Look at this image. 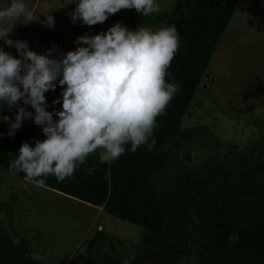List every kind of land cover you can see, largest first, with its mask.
<instances>
[{
    "label": "trees",
    "instance_id": "1",
    "mask_svg": "<svg viewBox=\"0 0 264 264\" xmlns=\"http://www.w3.org/2000/svg\"><path fill=\"white\" fill-rule=\"evenodd\" d=\"M238 1L174 0L169 10L147 17L123 9L131 25L176 29L181 43L166 81L180 90L156 119L151 151L146 144L112 163L94 155L73 179L57 182L49 175L41 184L140 227L137 252L128 259L110 256L121 241L96 230L82 264H169L194 251V264H264V138L231 159L225 154L221 165L202 170L201 177L177 180L167 192L157 190L152 179L163 169L159 150L166 141L195 131L179 124ZM8 132V122L0 118V171L26 179L23 172L10 171V163L22 142L34 146L45 136L34 122L31 130ZM89 168H94L90 174ZM30 254L23 238L13 242L0 231V264H40Z\"/></svg>",
    "mask_w": 264,
    "mask_h": 264
},
{
    "label": "rangeland",
    "instance_id": "2",
    "mask_svg": "<svg viewBox=\"0 0 264 264\" xmlns=\"http://www.w3.org/2000/svg\"><path fill=\"white\" fill-rule=\"evenodd\" d=\"M173 1L157 0L160 12L169 10ZM10 2L0 0V9ZM24 2L33 13V21L18 24L11 38L27 41L37 54L52 48L57 49L54 57L58 52L73 51L78 36L106 32L117 22L132 31L139 27L153 32L161 29L157 24L131 25L123 9L103 24L88 26L70 19L69 13L76 6L74 0ZM48 14L54 17V27L43 24ZM0 47L18 58L14 47L2 40ZM61 92L57 85L55 91L45 93L47 111L61 110V103L53 105V101L62 99ZM24 107L34 111L30 106ZM15 112L16 108L4 107L0 118L9 116L14 121ZM33 122L26 119L21 128L31 130ZM179 128L195 131L186 139L169 138L159 150L163 169L152 179L160 192L174 188L183 177H201L202 170L221 165L225 154L231 159L264 138V0H239L236 4ZM96 230L113 241H121L110 256L128 259L137 252L133 245L139 240L140 227L111 216L100 207L0 171V231L13 242L23 238L36 262L82 264L87 243ZM195 256L194 251L174 257L169 264H194Z\"/></svg>",
    "mask_w": 264,
    "mask_h": 264
},
{
    "label": "clouds",
    "instance_id": "3",
    "mask_svg": "<svg viewBox=\"0 0 264 264\" xmlns=\"http://www.w3.org/2000/svg\"><path fill=\"white\" fill-rule=\"evenodd\" d=\"M74 3L70 19L88 26L103 24L122 9H135L145 17L161 11L157 0ZM32 21L24 0H11L0 9V40L18 53L17 58L0 47V111L16 108L14 121L9 116L2 120L8 122L10 136L26 119L40 126L45 136L34 146L22 142L10 171L23 172L28 181L38 184L49 175L63 182L73 179L94 155L100 163H112L146 144L151 151L156 119L180 90L179 84L166 81L181 43L176 29L132 31L117 22L106 32L78 36L75 50L54 57L56 48L37 54L27 41L11 38L18 24ZM43 24L54 27V17L46 15ZM57 85L62 99L53 105L61 103V110L50 112L45 93L55 91ZM93 171L88 169L89 174Z\"/></svg>",
    "mask_w": 264,
    "mask_h": 264
},
{
    "label": "bare ground",
    "instance_id": "4",
    "mask_svg": "<svg viewBox=\"0 0 264 264\" xmlns=\"http://www.w3.org/2000/svg\"><path fill=\"white\" fill-rule=\"evenodd\" d=\"M68 197H72V196H69V195H67ZM72 199L74 200V199H77V198H74V197H72ZM79 199H77V201H78Z\"/></svg>",
    "mask_w": 264,
    "mask_h": 264
}]
</instances>
